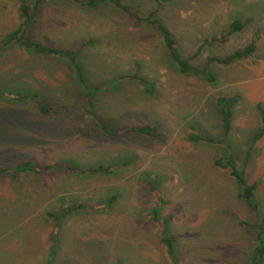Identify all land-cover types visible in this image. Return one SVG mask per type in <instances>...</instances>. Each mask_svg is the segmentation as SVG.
<instances>
[{
	"label": "rangeland",
	"instance_id": "rangeland-1",
	"mask_svg": "<svg viewBox=\"0 0 264 264\" xmlns=\"http://www.w3.org/2000/svg\"><path fill=\"white\" fill-rule=\"evenodd\" d=\"M123 4L132 14L111 2L40 7L25 36L74 52L73 64L7 44L25 19L0 0V168L27 161L39 175L0 173V264H251L264 219V0ZM153 12L202 74L179 72L138 23ZM235 20L245 28L230 34ZM255 40L251 57L207 67ZM221 97L236 98L228 134ZM147 125L153 134L128 132ZM230 155L257 185L258 212L215 165ZM101 166L109 172H88Z\"/></svg>",
	"mask_w": 264,
	"mask_h": 264
},
{
	"label": "trees",
	"instance_id": "trees-1",
	"mask_svg": "<svg viewBox=\"0 0 264 264\" xmlns=\"http://www.w3.org/2000/svg\"><path fill=\"white\" fill-rule=\"evenodd\" d=\"M46 1L47 0H34L32 3L29 0H16V2L19 3V6H20L19 8H20L22 16L25 19V22H23L17 28V30L13 31L12 34L7 38V44L17 43L23 49H31L34 52H38L43 55L56 54L60 56H65L69 58V60L73 64H76L77 56L74 52L48 48L44 46L42 43L34 42L25 36V31H26L25 28L27 27V23L33 22L35 20L40 7L43 6L46 3ZM72 1L77 2L84 6L91 7V8H94L98 3L111 2L112 4H114L121 10H123L124 12L132 14L131 9L128 6L123 4V0H72ZM155 15H156L155 12H153L147 18H143V19L138 16L137 21L138 23L140 21H144L146 23H149L151 26L155 28L161 40L163 41L170 58L175 63L179 72L183 74H193L196 76H199L200 74H202V71L197 70L195 67L191 65L190 59L184 58L180 54L175 38H173L169 29L162 22H160L158 19L155 18ZM244 27L245 26L242 23H240L239 21H236L232 25H230L229 33L232 34L234 32L241 31L243 30ZM255 50H256L255 44L251 43L250 45L245 47L244 50H237L236 52H234L227 58H224V59H218V58L211 59L210 58L208 60L207 67L209 68V65L213 62H218L219 64H222V65H230L237 61L250 57L251 55H253ZM208 68L206 69L207 71H209ZM77 75H78L79 80L81 82H84V79L80 71L77 72ZM130 78L132 77H129V79ZM120 80H124V77H121ZM206 80L210 83L213 82L212 78H209ZM139 81L141 85L144 83V79H142L141 77H139ZM151 90L152 88L147 89L148 92H150ZM150 93H152V91ZM235 99H236L235 97L233 98L221 97L218 99L217 107L219 108L218 109L219 114L224 123V129L226 132L225 134H228L230 130V124H231L230 121L232 117L231 107H233V105L236 104ZM38 107L40 108V112L42 114H46L48 112L47 107L45 105L38 104ZM258 108L261 114L262 128L256 134V137H255L256 140H260L262 137H264V101L261 103V105L258 106ZM154 131L155 129L153 127L151 128L149 127V125H147L144 127L129 129L128 132L141 133V134H147V133L153 134ZM121 134L124 135L126 133L124 131ZM222 143L224 144L225 140ZM32 164L33 163L26 161V162L20 163L19 165L15 167L0 168V173H3L4 175L13 174L16 176L19 173H30V172L34 173L38 171L35 165H32ZM215 165L221 169L229 170L230 175L235 180L238 181L241 187V193H240L241 198L244 199V201L253 211L258 212L259 206H258V201L256 199L257 185L248 183L247 179L245 178L244 172L237 168L232 155L226 157L225 159L223 158L217 159L215 161ZM46 168H48V166H46ZM88 172H90L91 174H97V173L106 174L109 172V170L107 167L105 168L101 166L99 168L89 170ZM255 228L258 233L257 238H256V241L258 242V248L254 250V252L258 254L257 257H262L264 255V247L262 246L263 245L262 243L264 242V219H262V223H258ZM163 242L168 247V251L170 252L169 255L174 256L175 253H174V247H173V242H174L173 239L169 237H165L163 238ZM259 245L261 246L259 247ZM257 257L256 256L252 257L251 264H261L262 261H259Z\"/></svg>",
	"mask_w": 264,
	"mask_h": 264
},
{
	"label": "crops",
	"instance_id": "crops-1",
	"mask_svg": "<svg viewBox=\"0 0 264 264\" xmlns=\"http://www.w3.org/2000/svg\"><path fill=\"white\" fill-rule=\"evenodd\" d=\"M252 1H254V0H252ZM234 22H236V20L234 21ZM241 23V22H240ZM243 24V23H242ZM244 25V24H243ZM245 26V25H244ZM245 28V27H244ZM243 28V29H244ZM242 31V30H241ZM257 31V30H256ZM258 32V34L260 33L259 31H257ZM262 40H263V38H262ZM251 43H254L255 44V46H256V50H255V52L258 50V44H257V41L255 40V41H252ZM255 52L253 53V55L255 54ZM251 57V56H250ZM26 175H31V176H34V175H36V176H39L37 173H32V172H30V173H19V174H17L16 175V178H18V177H23V176H26ZM13 176H15V175H13ZM59 176V175H58ZM19 178V179H20ZM33 178V177H32ZM35 210V206L34 207H32V210L31 211H34ZM34 213H36V211L34 212ZM46 222H48L47 220H45V223ZM49 224V223H48ZM46 253V252H45Z\"/></svg>",
	"mask_w": 264,
	"mask_h": 264
}]
</instances>
